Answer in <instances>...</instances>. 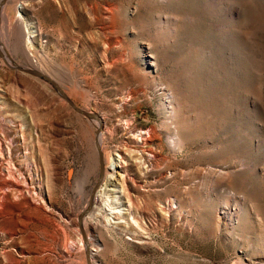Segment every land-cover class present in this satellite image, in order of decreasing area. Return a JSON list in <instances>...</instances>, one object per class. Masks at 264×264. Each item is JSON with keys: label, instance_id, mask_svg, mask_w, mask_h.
<instances>
[{"label": "rangeland", "instance_id": "1", "mask_svg": "<svg viewBox=\"0 0 264 264\" xmlns=\"http://www.w3.org/2000/svg\"><path fill=\"white\" fill-rule=\"evenodd\" d=\"M2 1L0 264H264V0Z\"/></svg>", "mask_w": 264, "mask_h": 264}, {"label": "water", "instance_id": "2", "mask_svg": "<svg viewBox=\"0 0 264 264\" xmlns=\"http://www.w3.org/2000/svg\"><path fill=\"white\" fill-rule=\"evenodd\" d=\"M2 0L0 1V6L2 5ZM0 46L3 48V46L1 45L0 43ZM8 60H9V63L10 65L14 68V69H18V70H21L23 72H27L31 75H35V76H38V77H41L45 80H47L51 85L52 87L56 90V92L62 97L64 98L68 104L75 110L77 111L78 113L80 114H83V115H86L88 117H95L98 119L99 123H100V117L95 114V113H92V112H88L86 110H83V109H80L79 107H77L68 97H66L63 93H61V91L59 90L58 86L56 85V83L46 74H44L43 72H40V71H37L35 69H32V68H28V67H22V66H18L15 64V62L13 61V59L8 56ZM101 127V125H99L98 127V131H99V128ZM98 134V132H97ZM96 148H97V152H98V155H99V163H100V171H99V175H98V180L97 182L95 183V186L93 187L91 193H90V197H89V200H88V204H87V208L85 209V211H83L80 216H79V222L81 223V218L82 216L84 215V213L88 212L91 207H92V203H93V198L95 196V191L102 179V176H103V172H104V165H103V158H102V153H101V148H100V144L98 142V138L96 137ZM88 259V264H90V259L89 257L87 258Z\"/></svg>", "mask_w": 264, "mask_h": 264}, {"label": "bare ground", "instance_id": "3", "mask_svg": "<svg viewBox=\"0 0 264 264\" xmlns=\"http://www.w3.org/2000/svg\"><path fill=\"white\" fill-rule=\"evenodd\" d=\"M26 53H27V52H26ZM29 57H31V59H34V58L31 56V54H29ZM33 62H34V60H33ZM95 124H98V122L95 121ZM144 135H146V132H140V133H138V135L136 136V139H137L138 141H139V140L141 141V140L144 139V138H143ZM101 137H102V135H100V138H101ZM100 138H99V139H100ZM118 159L121 161V156H120V155L118 156ZM109 161L111 162V166H110L109 170H112V171H114V172L117 173L116 170H117V167H119L118 162H117V161H116V162H115V161H111V159H110ZM121 181H122L121 184H122V186H123V188H121V189H122V192H123L124 189H125V188H124L125 186L123 185V184H124L123 179H122ZM112 191L115 192L116 189H113ZM105 205H107L108 208H110L112 211L116 209V208H114V206H113V200H110V199H108V198L105 200ZM124 213H128V214L130 215V214H131V213H130V209L125 210ZM135 224L138 225L137 221H135ZM81 227L84 229V235H85V231H86L85 228H86V227H89V226H88V224H86V223H85V224H82V223H81ZM85 237H86V235H85Z\"/></svg>", "mask_w": 264, "mask_h": 264}]
</instances>
